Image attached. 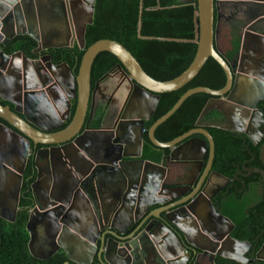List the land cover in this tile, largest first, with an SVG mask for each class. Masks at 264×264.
<instances>
[{
	"label": "water",
	"instance_id": "95a60500",
	"mask_svg": "<svg viewBox=\"0 0 264 264\" xmlns=\"http://www.w3.org/2000/svg\"><path fill=\"white\" fill-rule=\"evenodd\" d=\"M217 1L196 0L195 56L179 75L160 81L147 74L120 41L107 37L98 38L85 49L76 75L66 62L53 63L50 54L29 58L21 51L6 53L3 47L16 35L32 37L37 43L33 49L34 53L51 48L72 47L74 41L83 49L86 25L92 22L95 0H0V99L8 102L7 105L0 104V119L5 122L0 121L1 218L10 222L15 220L22 173L32 148L31 144L46 145L36 150L37 179L31 184L38 213L44 216L35 219L29 215L26 222L29 232L28 247L32 255L48 258L61 248L68 260L77 264H90L95 255L100 264H187L191 252L185 247L188 244L187 246L193 247V264H198L201 255L209 256L213 251L211 244H219L218 241L228 234L224 231L220 236L211 235L200 222H195L196 215L191 208L193 201L198 197L206 204L205 207L210 210L215 221L233 225L213 207L205 192L210 174L206 168L201 172V161L207 154V164L211 166L214 143L211 134L202 127L200 120L216 105L219 107L226 104L231 107L233 115L222 110L221 114L225 119L232 120L234 115H239L235 110L241 107L246 111H258L261 121H264L262 112L257 110L256 102L262 96L258 93L264 94V33L252 29L253 25L264 23V12L258 13L244 26L239 41L240 52L248 46L257 50V58L260 60L257 64L262 72L259 74L242 70V73H235L236 76L233 77L231 67L215 44L217 31L214 19ZM254 1L256 6L264 7V0ZM187 3L191 4V1ZM83 11H87L88 19L81 24L76 34V18ZM141 12L142 2L140 15ZM248 36L254 37L250 45ZM55 39L58 42H55ZM102 51L110 52L118 59L119 76L112 82L97 126L90 127L85 118L88 110L89 114H92L95 92L100 85L98 80L91 91V66L96 55ZM209 57L223 69L226 76L225 85L220 89L196 86L186 90L147 130L148 138L154 146L171 148L169 153L161 156L160 165L150 159L141 158L140 150L136 155L126 153L127 132L134 127H138L142 132L144 121L152 117L161 93L178 89L190 81ZM19 58L23 61L22 66L15 62L16 59L19 61ZM245 77L252 80L253 84L250 85L251 82L248 83ZM239 90L245 91V97L254 92H257V96L252 103L244 101L246 99L238 100L236 94ZM197 92L211 95L201 110L196 122L197 127L167 142L157 140L154 132L158 125L167 120L187 97ZM72 99H75V110L69 123L64 126ZM144 102H147L149 107L146 114H137ZM38 104L41 108L39 113ZM59 106L64 108L63 112ZM111 116L114 117L110 119ZM39 118L43 119V124ZM49 122L51 124H48ZM214 126L233 131L228 126ZM91 130L106 134L96 147L97 155L101 156V159H93L83 147L84 136ZM194 134H201L204 138L192 136ZM185 138H188L186 141H199L198 144L204 152L194 158L199 162L197 168L187 161L188 156L183 158L174 155L176 148H187V143H180ZM141 140L142 133L140 143ZM127 157L134 159H123ZM41 160L45 167L53 168L55 165L53 169L58 171V175L56 171L52 173L49 183L43 189L46 195H50L55 189L59 194V198L50 199L48 204H43L38 199L36 189L42 182ZM81 161L85 162L83 169H79ZM166 161L171 162L169 167L165 164ZM150 165L162 166V173L158 178L149 175L147 167ZM63 168L70 173L69 178L60 172ZM98 170H110L118 174L121 179V193L116 191L112 198L105 199L98 190L94 192L91 183L90 186L84 184L83 180L90 178ZM80 171L84 173L81 174ZM173 178H180L182 182H168ZM179 189H182L179 194L170 196L172 190ZM169 197L176 201L169 207L163 206ZM161 204L160 208L148 211L150 206ZM173 206L178 207L170 210ZM52 210L56 213L53 216ZM68 219L76 220L72 222ZM51 221L52 224L58 222L59 230L56 227L51 234L55 241H52L47 255L38 256L31 250L35 238L33 229L39 224L49 230ZM126 232L128 239L124 240L127 237L121 234ZM71 235L76 237V244L68 238ZM193 236H199L201 239ZM230 246L240 256H232L231 259L246 263L247 260L241 256V251L249 248V243L233 239ZM261 249H264V243ZM74 251L84 257L85 262L74 257Z\"/></svg>",
	"mask_w": 264,
	"mask_h": 264
},
{
	"label": "trees",
	"instance_id": "16d2710c",
	"mask_svg": "<svg viewBox=\"0 0 264 264\" xmlns=\"http://www.w3.org/2000/svg\"><path fill=\"white\" fill-rule=\"evenodd\" d=\"M173 0H95L92 22L86 25L84 48L78 45L50 49L52 62H66L74 75L77 74L81 57L85 49L98 38L116 39L136 58L143 70L154 79L169 80L184 71L193 60L197 43L194 41L196 20V0L190 3H173ZM142 12L140 15V5ZM159 7V8H156ZM161 12V13H159ZM140 24V28H139ZM36 41L29 35H16L8 45L3 47L6 53L21 51L29 58L40 54L34 53ZM234 50L238 39L232 41ZM118 59L110 52H99L91 66V78L97 79ZM226 76L221 66L211 57L207 58L199 72L178 89L161 93L153 116L144 123V153L146 157L156 159L158 152L147 136V129L161 115L166 113L178 98L188 89L206 86L220 89L224 86ZM211 95L197 92L187 97L179 108L155 129L154 136L161 142L170 141L186 131L196 128L202 108ZM70 107L66 125L72 118L75 99ZM0 104L8 102L0 99ZM213 111L201 119H213ZM0 121H2L0 119ZM214 141L216 158L227 151L234 142L230 132L219 127H206ZM200 136V135H199ZM154 149V150H153ZM167 151V149H164ZM35 178L33 161L28 159L24 180L21 183L20 198L15 220L7 221L0 217V264H64L66 256L57 251L48 258H39L29 251V234L26 229L28 208L32 202L30 184ZM245 226L242 224V227ZM92 264H100L95 258ZM217 264H241L231 259L219 257ZM261 264V263H257Z\"/></svg>",
	"mask_w": 264,
	"mask_h": 264
},
{
	"label": "flooded vegetation",
	"instance_id": "af4514ba",
	"mask_svg": "<svg viewBox=\"0 0 264 264\" xmlns=\"http://www.w3.org/2000/svg\"><path fill=\"white\" fill-rule=\"evenodd\" d=\"M188 1H191V4L194 3L193 2L194 0H173L172 2L187 3ZM254 2H255L254 0H243V2L240 3L239 2L224 3V1L221 2V0H219L217 1L215 6L214 23H215L217 35L221 29L226 28L230 36L228 39V44H229L227 46L228 49L226 50L222 49L219 51L222 54V56L227 60V63L231 67V70L233 71V77L236 76L235 73H242V70L251 71L259 74L262 72V70L259 68V65L257 64L260 61L257 58L259 57L257 50L251 49V46L245 47V49L242 52H240L241 50L239 49V41L241 40V37L243 35L242 31L244 26L248 25V22H250V20L254 18L258 13H260L261 11L264 12V7L256 6ZM227 10L228 11L230 10V13L232 14L226 16L224 13ZM87 19H88L87 11H83V13H81L76 18L77 20V27L75 29L76 34L79 28H81L80 27L81 24L87 21ZM252 29L255 31L257 30L260 33H264V23L253 25ZM217 35L215 39V44H216V40H218ZM236 39H238V47L236 50H234L232 47V41ZM247 39L250 45V42L254 40V37L248 36ZM49 50H46L48 53H44V54H50L52 60V54L49 53ZM263 54L264 51H262V55ZM118 76H119V71L117 69V63H116L115 65L111 66L105 73L100 75L97 79H92L90 77L91 91L94 88V83L100 80L99 82L100 85L97 87V90L95 92L94 109L91 115L89 114V110L86 115V121L89 123L90 127L95 126V124H97L102 114L104 105L107 103V95L111 90L112 82L114 81V79L118 78ZM245 79L247 80L248 83L251 82L250 85L253 84L252 80L246 77ZM238 80L241 81L240 78H238ZM128 87L129 86L127 85V88ZM243 94H245L244 90L237 91L236 98L238 100L246 99L244 101H251L252 103L255 100V97L257 96V92L252 93L250 96L246 93L248 98L243 96ZM226 95L227 93L224 96ZM258 95L259 96L262 95V96L260 99L256 101L257 110H260L262 112L261 115L264 119V94L263 92H261L258 93ZM73 100L74 99L70 101L71 102L70 107H72V105L74 104ZM148 108H149L148 103L146 102L145 104L144 102L140 114L141 115L146 114ZM222 110L224 112L229 111L231 115H233L231 107L227 106L226 104H222L219 107L218 105H216L210 110L216 114L213 119L207 121L200 120L202 127L204 129H206V127H211L214 125L231 127L233 131H229V130L226 131L230 132V134L234 138V142L230 143L229 145L231 147L224 153L220 154L219 158H216L214 153L210 167L207 164L208 155L207 154L205 155L206 162L204 168H206L210 174L205 192L210 197V201L213 207H215L218 212L223 214V216L225 215L229 217L230 215V217L231 216L234 217L237 223H233L232 226L229 223H228L229 225L223 224V227L221 229L215 230L216 232H213L219 236L224 231L228 232V234H226L221 239V241H218L219 244L217 243L215 245L211 244L213 251L209 253V256L207 255L204 256L206 257L204 263L217 264V259L219 257L227 258V259H231L232 256L236 257L238 252H235L234 249H232V247L230 246L233 244V239H234V240L248 242L249 248H244L241 251V256L247 260L246 263H242L241 261L231 259L232 261L241 264H257V263L264 264V249H261V246L264 243V173H263L264 172V121H261L258 111L251 112L250 110L246 111L241 107H237L235 112L239 113V115L236 114L234 115V117L231 118L232 120H229V118L228 119L223 118L221 114ZM1 122L5 123L4 121ZM141 133L142 132L138 127H134L132 128V130H130V135H131L130 138L126 136V139L129 138L133 141V145L135 144L138 145V143H140ZM192 136L203 137V135L201 134H194ZM187 139L188 138H185L180 142L181 144L184 143L188 144L187 148L184 150L186 151L190 147H193V149L195 150L193 151L188 150V152L187 151L185 152L182 151L183 148H179L178 150H176V152H174V155L178 157V156H183L185 153H188L189 156L188 158L191 164L195 168H197L199 162L194 158L198 157L196 156V154L198 155V152L196 151V147H197L196 144L199 141L197 140H195L194 142L186 141ZM142 141H144V133L142 135L141 142ZM45 146L46 145H42V144H37V145L31 144L32 148L29 150V156L27 157L26 164L22 173L21 183L22 180H24V174L28 159L31 158V160L33 161V167L35 170L36 150L39 148H43ZM40 163H41V168H43L44 167L43 160H41ZM54 166L55 165H53V168ZM61 173L65 177V174L63 172ZM35 178L33 180H35ZM44 182H46L45 179ZM36 189L38 192V199H40V201L43 204H48L50 199L52 198L53 199L59 198V194L56 192V189L50 195L44 194L45 192L43 191V189H45V187H43L42 185L36 187ZM20 190H21V186H20ZM181 190L182 189L172 190L170 194L171 196H176L177 194H179ZM32 193L33 192L31 191L32 202L30 204V207L28 208L27 220L29 215H32L35 219H39L41 216H44L38 213V207L35 204V197L34 195L32 197ZM19 198H20V191H19ZM18 203H19V199H18ZM205 206L206 204H204L198 197L195 198L193 204L191 205V208L196 215V218L194 217L195 222L198 224L200 222L202 226L204 225L203 226L204 228L205 225L210 226L208 223L209 222L211 223L213 220H215V218H212L210 212L209 213L207 211L204 212ZM176 207L178 206H173L170 210H173ZM19 210L20 208L18 206L17 211ZM53 211L54 210H52L51 212L52 216L56 214ZM75 220L68 219V221H72V222H74ZM242 224H244L245 226L242 227ZM57 226H58L57 221L55 224H52V221L49 223V230L46 229L45 226L43 225L36 224V226L33 229L35 232V238L31 245V250L34 254L38 256H45L48 254V252L51 249L52 241H55L54 238L52 239L51 234ZM57 230H59V227H57ZM68 238L73 243L75 244L77 243L75 236L71 235ZM97 245H98V241H97ZM60 250L63 251L61 248H59L55 252ZM63 253L65 254L64 251ZM227 255H230L231 257H228ZM73 256L85 262L84 257L80 256L77 251L73 252ZM237 257L240 256L237 255ZM95 258H97L96 255L93 257V260ZM193 259H194V255L191 251L190 255L187 258V264H193ZM93 260L91 261L90 264L93 263ZM66 262H68L69 264H77L74 261L68 260L67 256L64 264Z\"/></svg>",
	"mask_w": 264,
	"mask_h": 264
},
{
	"label": "crops",
	"instance_id": "0c3cea01",
	"mask_svg": "<svg viewBox=\"0 0 264 264\" xmlns=\"http://www.w3.org/2000/svg\"><path fill=\"white\" fill-rule=\"evenodd\" d=\"M221 2H223L222 0H221ZM224 3H230V2H226V1H224ZM226 16L227 15H230V14H232V13H230V10L228 11H225V13H224ZM241 16V15H240ZM216 35H217V33H216ZM229 32H228V30L225 28V29H221L219 32H218V35H217V39L218 40H216V45H217V48H218V50H226V49H228L227 48V46L229 45L228 44V39H229ZM56 41L55 42H58V40L57 39H55ZM73 45H78L77 43H76V41H74L73 42ZM72 45V46H73ZM78 47H79V45H78ZM51 49H54V48H51ZM40 56V55H39ZM38 56V57H39ZM37 57V58H38ZM15 62L17 63V64H19L20 66H22V63H23V61L19 58V61H17V59L15 60ZM9 74H11V73H9ZM14 76V73H13V75H12V77ZM14 95V94H13ZM57 95V94H56ZM1 100H3V99H1ZM146 104V103H145ZM61 105V104H60ZM37 107H38V113H39V111L41 110V108H40V105L38 104L37 105ZM60 108H61V112H63V110L62 109H64L62 106H59ZM74 110H75V108H74ZM141 108H139L138 109V113L137 114H140L141 112ZM87 115V114H86ZM153 116V115H152ZM114 116H111L110 117V119H112ZM40 120H41V123L43 124L44 123V121H43V119L42 118H39ZM2 120V119H1ZM147 120H149V119H146L145 121H147ZM3 121V120H2ZM67 121V120H66ZM65 121V122H66ZM85 121H86V118H85ZM69 123V122H68ZM67 123V124H68ZM48 124H51V122H49ZM65 124V123H64ZM66 124V125H67ZM153 124V123H152ZM65 126V125H64ZM97 126V124H95V126H92V127H96ZM197 127V126H196ZM85 128V125H84V127H83V129ZM132 130V129H131ZM148 130V129H147ZM100 131H102V130H100ZM143 132H144V130L142 131V135H143ZM125 134H126V131H125ZM106 134H105V132H95V131H90V132H87L86 134H85V136H84V139H83V147L85 148V150H87V152L93 157V159H101V156H98L97 155V151H96V147H97V145H99V142H100V140L102 139V138H104V136H105ZM127 136L130 138V131L129 132H127ZM148 136V135H147ZM198 137V136H197ZM127 139V150H126V153H128V154H131V155H136L138 152H139V150H140V157L141 158H145V159H150V160H152V162H154L155 164H158V165H160V161H161V156L163 155V154H167V153H169L170 151H171V148H158V147H156V146H154L153 144V146L155 147V151H157L158 152V157L156 158V159H154V158H152V157H146L145 156V153H144V141H142L141 143H138V145H136L135 143V145H133V141L131 140V139ZM201 139L203 138V137H200ZM151 142V141H150ZM141 144V145H140ZM196 151L198 150L199 152H198V155L196 154V156H201L202 155V153L204 154V152H203V150H202V148H201V145L200 144H196ZM164 149H167V151H165ZM154 150V149H153ZM176 150H178V148H176ZM188 150H192L193 151V147H190L189 149H187L186 151L188 152ZM195 150V149H194ZM182 151H185L184 149H182ZM185 151V152H186ZM184 156L185 157H187L188 156V153H185L183 156H178V157H183L184 158ZM189 157V156H188ZM123 159H134V158H123ZM187 161H190L189 159H187ZM202 162V166H201V172L203 173V171L205 170V162H206V159L205 160H203V161H201ZM165 164L169 167L170 165H171V162L170 161H166L165 162ZM44 165V164H43ZM85 166V162H83V161H81V162H79V169H83V167ZM172 166H174L173 164H172ZM162 166H156V165H150L149 167H147V169H148V173H149V175L152 177V175H154L155 177H159L160 175H161V173H162V168H161ZM54 171H56V170H54L52 167H50V166H47V167H43L42 168V177L40 178L41 179V185L43 186V187H46V185H47V183H49V181H50V179H51V176H52V173L54 172ZM57 172V175H58V171H56ZM60 172H63L64 174H65V177L66 178H69V176H70V173L66 170V169H61L60 170ZM79 173H81V174H83L84 173V171L82 172V171H80ZM113 174V176H111ZM35 175H36V178H35V180L37 179V169H36V167H35ZM72 178V177H71ZM44 179L46 180V182H44ZM35 180H33L32 181V183L35 181ZM83 180V179H82ZM120 177L118 176V174H116V173H114L113 171H110V170H105V171H102V170H98V171H96V172H94L92 175H91V177L90 178H86V179H84L83 181H84V184H86L87 186L89 185L90 186V183H91V185H92V188L94 189V192H95V190H98V192H99V194H101L102 196H104L105 197V199L107 198H112V196H114L113 194L116 192V191H118V193H121V191H120V189H119V186H120ZM168 181V180H167ZM168 182H173V183H176V184H179V183H181L182 182V180L180 179V178H173V179H170ZM31 183V184H32ZM31 188V187H30ZM195 190V189H194ZM31 191H32V189H31ZM193 193V192H192ZM192 193H191V195H192ZM171 196V195H170ZM32 197H33V193H32ZM171 197H174V196H171ZM171 197H169V200L167 201V202H164V204H163V206H167V207H169V206H171L175 201H176V199H174V198H171ZM98 198V197H97ZM160 206H162V204L161 205H157V206H150L149 208H148V211H152V210H154L155 208H157V207H159L160 208ZM171 209V208H170ZM160 210H162V209H160ZM210 212V210H207V208L205 207V211L204 212ZM162 212V211H161ZM220 213V212H219ZM221 214V213H220ZM221 215H223V214H221ZM229 215V214H228ZM224 217L225 218H227L228 220H230L232 223H237V221H236V219L234 218V217H230V215H229V217H227V216H225L224 215ZM208 222H209V220H208ZM201 224V223H200ZM210 226H207V225H205V229L208 231V232H210L211 233V235H213V236H219V235H217L216 233H213V232H216L215 230H218V229H221L222 227H223V224H222V222H220L219 220H218V222L217 221H215V220H213L211 223L209 222L208 223ZM224 224H226V225H228L227 223H224ZM230 224V223H229ZM222 225V226H221ZM231 225V224H230ZM204 226V225H203ZM204 228V227H203ZM128 232H126V233H124V234H121L122 236H126L127 237V234ZM110 235L108 234L107 235V237H109ZM194 238H196V239H201V238H199V236L197 237V236H193ZM128 239V237L127 238H125L124 240H127ZM187 244V243H186ZM188 245V244H187ZM185 246L187 249H189V250H191V251H193V247H189V246ZM197 251H199V250H197ZM194 255V254H193ZM205 255H201L200 256V259H198V264L200 263V264H206V263H204V260L206 259V257H204ZM194 260V259H193Z\"/></svg>",
	"mask_w": 264,
	"mask_h": 264
},
{
	"label": "rangeland",
	"instance_id": "374dc122",
	"mask_svg": "<svg viewBox=\"0 0 264 264\" xmlns=\"http://www.w3.org/2000/svg\"><path fill=\"white\" fill-rule=\"evenodd\" d=\"M159 13H161V12H159Z\"/></svg>",
	"mask_w": 264,
	"mask_h": 264
}]
</instances>
